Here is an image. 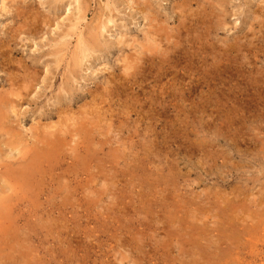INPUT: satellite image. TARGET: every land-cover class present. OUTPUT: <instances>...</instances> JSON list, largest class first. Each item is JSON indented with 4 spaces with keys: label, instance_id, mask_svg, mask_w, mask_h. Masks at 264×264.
<instances>
[{
    "label": "rangeland",
    "instance_id": "374dc122",
    "mask_svg": "<svg viewBox=\"0 0 264 264\" xmlns=\"http://www.w3.org/2000/svg\"><path fill=\"white\" fill-rule=\"evenodd\" d=\"M0 264H264V0H0Z\"/></svg>",
    "mask_w": 264,
    "mask_h": 264
},
{
    "label": "bare ground",
    "instance_id": "6f19581e",
    "mask_svg": "<svg viewBox=\"0 0 264 264\" xmlns=\"http://www.w3.org/2000/svg\"><path fill=\"white\" fill-rule=\"evenodd\" d=\"M95 44V43H94ZM5 98V97H4ZM5 99H7V98H5ZM8 100V99H7ZM3 101H4V99H3ZM9 101V100H8ZM3 103V102H2ZM13 104V103H12ZM3 108V107H2ZM3 112V111H2ZM1 119H2V117H1Z\"/></svg>",
    "mask_w": 264,
    "mask_h": 264
}]
</instances>
